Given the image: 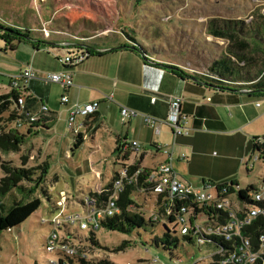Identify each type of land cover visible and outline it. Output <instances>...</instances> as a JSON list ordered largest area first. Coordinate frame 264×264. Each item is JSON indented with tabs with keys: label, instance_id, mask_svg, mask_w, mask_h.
Returning a JSON list of instances; mask_svg holds the SVG:
<instances>
[{
	"label": "rangeland",
	"instance_id": "obj_1",
	"mask_svg": "<svg viewBox=\"0 0 264 264\" xmlns=\"http://www.w3.org/2000/svg\"><path fill=\"white\" fill-rule=\"evenodd\" d=\"M256 7H260L264 14V0H0V35L17 37L9 31L11 28L23 32L29 30V35L33 33L29 40H11L15 49L13 52L0 37V94L11 91L7 78L15 75V70L31 63L35 42H47L40 36L43 35L42 27L50 31V41L62 36L77 43L128 44L126 39L133 37L147 50L156 51V59L168 61L180 57L189 60L193 51L184 45L189 40L185 35L216 49V44L209 42L210 37L205 34L206 20L213 17L248 19ZM218 44L222 43L219 41ZM42 45L46 49L36 56V64L54 66L66 55V49L49 43ZM88 49L86 47L81 51ZM11 127L8 125L7 128ZM64 130L54 132L50 129L48 135H43L47 130L41 129L39 134L24 139L19 151L0 152V158L14 166L21 165V155L28 157V167L47 165L38 186H35V180L23 182V186L31 188L32 193L13 189L11 193L0 196L4 207H9L15 200L27 201L36 196L41 200L40 207L25 221L0 234V264H49V261L55 260L56 255L46 252L44 246L54 227L58 229V224L55 225L51 219L60 211L57 202L61 192L65 199L59 226L66 215L80 210L84 198L103 189L123 167L122 158L110 150L114 141L110 140L104 128L96 130L95 142L90 138L95 132L91 129L84 143L73 148L72 152V137L67 128ZM250 159L246 158L248 165L252 164ZM144 165H150L149 159L144 160ZM249 168L246 174L242 166L243 170L236 177L241 185L257 182L263 172L257 163ZM39 172L37 170L34 177ZM1 177L3 172L0 168ZM132 199L139 208H131L146 219L158 213L154 195L148 189L137 190ZM167 227L170 228L168 224ZM71 229L72 232L77 230L81 236L88 234V231L78 230L76 226ZM58 232L62 235L61 230ZM161 233V223L134 228L130 233L100 227L95 231L97 244L78 238H69L68 242L91 260L105 258L114 264H136L148 262L157 255L163 264H176L169 259V250L152 243V239L160 237ZM177 236L180 245L174 255L181 259L178 264L197 261H200L198 264H209L212 261V247L187 243L180 234L177 233ZM124 241H130V246L117 250Z\"/></svg>",
	"mask_w": 264,
	"mask_h": 264
},
{
	"label": "crops",
	"instance_id": "obj_2",
	"mask_svg": "<svg viewBox=\"0 0 264 264\" xmlns=\"http://www.w3.org/2000/svg\"><path fill=\"white\" fill-rule=\"evenodd\" d=\"M40 36L47 40L44 43L66 49V55L83 53L81 49L86 47L100 54L87 56L72 68L60 60L54 66L36 64V56L46 47L42 45L44 43L35 42L34 55L28 64L39 76L69 69L73 85L63 89L58 84L39 78L28 82L25 93L27 106L36 109L40 101L48 105L51 114L42 126L32 128L31 132L28 133V127L20 130L25 135L24 139L39 134L41 129L47 130L43 135H48L50 129L54 132L59 129L65 131L74 103L98 101L94 114L97 124L91 140L95 142L96 130L104 128L110 140L114 141L111 152L122 158L123 165L150 169L164 160L157 146L173 142L171 130L161 123L158 133H155L140 115L128 117L122 124L120 108L125 106L163 119L168 113L169 98L180 97L184 126L189 128V134L174 140L172 166L179 177L200 189L207 182H238L236 177L243 170L242 166L246 174L250 171L249 166L252 165H248L246 158H252L249 155L254 154L253 140L264 136V88H259L257 81L229 82L220 79L222 81L218 82L217 76L207 72L202 59H197V51H193L189 60L179 57L177 60L162 61L156 59V51L147 50L146 47L145 55H140L129 47L109 51L121 43H77L62 36L50 41L51 34L48 37ZM209 37L208 41L216 44V49L225 45V40ZM219 41L222 44H218ZM262 51L264 53V49ZM167 66H175L181 72ZM258 66L259 63H252L251 70L259 71ZM23 67L15 70L14 74L21 72ZM7 81L9 85V77ZM63 93L68 96L66 104L60 102ZM152 98L155 100L152 101ZM124 141H137L139 148H128L123 152L120 146ZM216 150L218 154H215ZM183 153L186 159L181 160L178 157ZM145 159H149L150 165H144Z\"/></svg>",
	"mask_w": 264,
	"mask_h": 264
},
{
	"label": "built area",
	"instance_id": "obj_3",
	"mask_svg": "<svg viewBox=\"0 0 264 264\" xmlns=\"http://www.w3.org/2000/svg\"><path fill=\"white\" fill-rule=\"evenodd\" d=\"M41 31L43 36H49L50 31L45 27H42ZM85 57H87V54L84 53H69L60 61L64 65H71L72 62H81ZM36 78L58 84L63 89L73 85L72 74L69 69L59 72H47L39 76L33 66L26 64L21 72L9 76V86L16 96V99L13 100V106L16 109L17 116L10 124L13 129L44 124L51 114L48 105L40 101L36 109L27 106L26 88L28 82ZM151 100L154 101L155 98ZM60 102L62 104L68 102L66 93L60 96ZM181 102L180 97L169 98L168 113L163 119L121 106V123L124 124L128 117L140 115L143 122L151 127L155 133H158V127L162 123L169 126L174 140L179 136H187L189 128L184 126L185 116L181 112ZM98 105V101L83 104L74 103L72 105L66 122V127L71 135L81 133L85 139L91 116L97 111ZM174 140L170 145L157 146L158 151L164 156V160L156 166L146 169V171L138 166L129 172L128 165H123L120 171L114 175L116 179L112 180V193L107 199L98 202L95 196H87L84 198L80 210L66 215L59 226L64 212L63 203L65 199L64 193L61 192L62 196L57 202L60 211L51 219L55 225L58 224V229L54 227L52 234L45 241V251L56 255V259L49 261V264H71L66 259H59L60 254L72 256L80 253L68 241H59L62 235L59 234L58 230L64 223L76 226L79 230L96 231L102 227V222L106 218L120 213V209L116 204L119 192L126 183H137L138 176L142 173H144V180L139 190L148 189L151 191L158 212L160 209L164 210L163 221L165 223H168L167 216L174 217V221L168 225L176 233L181 236L190 234L200 242L207 237L221 238L233 242L235 249L222 258L220 264H264V233L253 240L245 232L258 217L264 216V141L258 139L262 147L251 158V165L259 163L263 172L258 181L252 183L254 187L248 192L247 200L243 201L239 196V191L247 185L241 186L236 181L207 182L200 189H196L181 179L172 166L173 150L176 145ZM120 148L123 152L128 148L137 150L139 144L137 141H124ZM178 158L184 160L186 155L184 153L180 154ZM158 216V213H153L150 217L155 220ZM80 254L85 256L83 253ZM172 262L178 264L181 259ZM197 263L198 261L193 264ZM136 264H163V262L155 255L148 262Z\"/></svg>",
	"mask_w": 264,
	"mask_h": 264
},
{
	"label": "trees",
	"instance_id": "obj_4",
	"mask_svg": "<svg viewBox=\"0 0 264 264\" xmlns=\"http://www.w3.org/2000/svg\"><path fill=\"white\" fill-rule=\"evenodd\" d=\"M205 34L213 38L225 40V45L220 46L217 49H213L210 44L205 46L202 41L194 39L193 36L185 35L189 38L184 45L189 47L190 50H195L198 53L199 58L202 59L207 72L211 75L217 76L218 82L224 79L229 82H239V81H257V86L259 88H264V14L261 12L260 7L254 8L250 14L249 18L246 19H228L213 17L206 20ZM9 31L17 34V37H8L5 34L0 35L10 45V50H13L11 40L25 41V39H30L29 30L25 32L20 31L17 28H11ZM184 40V39H183ZM182 40V41H183ZM127 41L129 44H121L111 48L109 51L116 49L129 47L140 55H145V46L139 45L136 39L133 37H128ZM181 42V41H180ZM182 43V42H181ZM214 44V43H213ZM195 48V49H194ZM262 51V53H261ZM90 55H99V51L91 50L83 52ZM260 54H263L261 57ZM144 57V56H143ZM82 62V61H81ZM259 66L257 67L259 71L251 70V64L255 63ZM71 63L69 65L71 68L79 64ZM173 71H180L179 68L171 66ZM261 86V87H260ZM16 99L15 92L10 91L6 94H0V152H11L19 151L21 142L24 140V134L20 130L28 127V133L34 127L42 126V124H35L31 126H24L21 129L7 128L8 125L16 118V109L13 106V100ZM2 116V117H1ZM97 119L95 116H91L87 132L91 129L96 128ZM44 127V126H43ZM261 139L264 141V136L261 138H254L253 140V152L258 151L262 145L259 143ZM84 142V135L79 133L77 135H72V147L77 148ZM28 157L25 155L20 156V166H14L10 161H4L0 158V168L3 172V177L0 178V196H5L17 189L21 192L32 193L31 188L24 187V181H34L35 186H38L40 181L44 178V173L46 171L47 165L42 164L36 167L26 166ZM138 165H128L129 172L137 168ZM37 170H39V175L34 177ZM146 171L145 168H143ZM116 176L112 177L115 180ZM108 183L99 192L90 193L91 196H95L98 202L105 200L112 193V182ZM144 180V173L138 176L137 183L125 184L124 188L119 192L116 204L120 209V213L112 217L106 218L102 222V227L119 231L123 233H130L134 228H141L147 224L154 226L155 224H162V233L160 237H154L152 243L156 246L161 245L164 249L169 250L171 261L179 259L175 254L176 248L180 245V240L174 229L167 227V224L174 221L173 216H167V224L163 221L164 210L160 209L158 212V218L153 219L152 217L145 218L142 214L135 211L131 207L138 209V205L133 201L132 194L141 188ZM235 182V181H231ZM238 183V182H237ZM254 187V184L248 183L247 186L239 191V196L243 201L247 200L248 192ZM29 196V195H28ZM41 205V200L39 197H31L27 201L15 200L9 207H4L0 203V234L5 230H11L17 227L23 221H25L32 213H34ZM130 208V209H129ZM163 221V222H162ZM72 225L64 223L60 230L62 236L59 241L67 242L69 238H78L79 240H84L85 242L97 244L95 231L90 230L87 236H81L75 230L72 232ZM79 230V229H78ZM245 232L255 240L260 234L264 233V216L258 217L252 226L245 230ZM182 239L187 243H197L199 245H205L213 248L214 253L212 254V261L209 264H220L222 258H224L229 252L235 249L233 242L225 241L221 238L207 237L203 241H197L195 237L190 234L182 236ZM130 246V241H124L117 248L121 250L125 247ZM45 250V246H44ZM221 252H218V251ZM59 255V254H57ZM66 259L71 264H114L105 258H96L94 260L88 259L86 256H82L80 253H76L72 256L60 254L59 259ZM200 261H198L199 263ZM197 263V264H198Z\"/></svg>",
	"mask_w": 264,
	"mask_h": 264
},
{
	"label": "water",
	"instance_id": "obj_5",
	"mask_svg": "<svg viewBox=\"0 0 264 264\" xmlns=\"http://www.w3.org/2000/svg\"><path fill=\"white\" fill-rule=\"evenodd\" d=\"M167 67H171V66H167Z\"/></svg>",
	"mask_w": 264,
	"mask_h": 264
}]
</instances>
